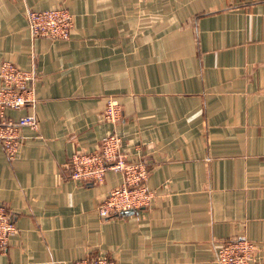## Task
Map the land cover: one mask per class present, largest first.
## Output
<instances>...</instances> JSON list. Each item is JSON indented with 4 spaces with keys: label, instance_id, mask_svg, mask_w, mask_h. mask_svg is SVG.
<instances>
[{
    "label": "crops",
    "instance_id": "crops-1",
    "mask_svg": "<svg viewBox=\"0 0 264 264\" xmlns=\"http://www.w3.org/2000/svg\"><path fill=\"white\" fill-rule=\"evenodd\" d=\"M59 6L70 37L33 36L27 9ZM4 61L35 69L39 129L22 128L14 159L0 141V205L17 226L0 264H218L241 237L264 264V0H0ZM110 97L117 123L102 118ZM114 130L155 196L102 218L122 174L84 182L67 163Z\"/></svg>",
    "mask_w": 264,
    "mask_h": 264
},
{
    "label": "built area",
    "instance_id": "built-area-1",
    "mask_svg": "<svg viewBox=\"0 0 264 264\" xmlns=\"http://www.w3.org/2000/svg\"><path fill=\"white\" fill-rule=\"evenodd\" d=\"M26 15L33 36L68 39L75 26L74 15L65 6L43 10L28 8ZM0 77V141L7 157L14 159L24 139L22 128L39 129L34 109L36 95L32 86L37 73L35 69H21L11 61H4L0 67ZM24 107H31L32 111L17 118L7 114L8 109L19 110ZM122 117V105L110 97L102 118L117 123ZM122 144V136L114 130L102 137L97 150L76 151L67 163L68 177L74 180L101 183L109 170L122 174L121 184L112 189L98 205L102 218L146 207L155 196V192L147 185L150 171L146 161L129 160L122 150ZM16 231L12 211L0 205V253L7 250L10 237ZM258 248L257 243L246 237L224 241L217 249L216 260L218 264H253L257 260ZM70 264H116V261L107 255H87Z\"/></svg>",
    "mask_w": 264,
    "mask_h": 264
}]
</instances>
